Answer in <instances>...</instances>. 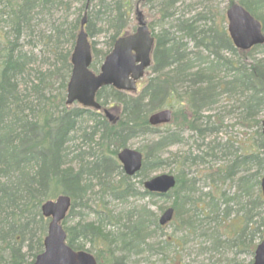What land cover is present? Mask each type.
Segmentation results:
<instances>
[{
	"label": "trees",
	"instance_id": "obj_1",
	"mask_svg": "<svg viewBox=\"0 0 264 264\" xmlns=\"http://www.w3.org/2000/svg\"><path fill=\"white\" fill-rule=\"evenodd\" d=\"M152 1L0 0V264H33L42 252L48 220L41 214L40 207L46 200L61 194L69 195L72 198L69 218L77 206H87L89 199L86 197L95 186L102 189L103 196L110 195L118 201L137 195L152 198L171 194L141 191L114 158L117 151L134 137L159 130L149 125L150 113L170 106L174 109V126L196 128L188 118V112L200 120L203 110H210L221 93H228L243 97L241 101L238 99L242 119L259 126L257 116L264 108V63L257 60L249 66L242 62V58L250 57L258 47L245 52L235 48L221 24L224 18L219 20L220 13L212 8L207 13L201 11L187 18H178L175 26H167V21L174 16L176 4L182 0L162 2L158 31L155 32L154 23L149 24L156 39L150 68L153 76L148 77L141 90L134 95L113 87L98 92L97 98L103 105L112 102L119 112L115 124L102 113L65 105L71 74L70 56L83 13L87 11L86 28L90 37L98 33L96 24L99 20L110 32L107 52L102 53L97 49V43L92 42L91 68L96 70L115 40L129 27L135 28L134 18L136 23L145 18L141 5ZM262 1L239 0L238 3L259 19L264 28ZM74 4L79 5L77 15L68 22L65 30L63 24L53 22L50 34L41 32L42 39H46L47 51L52 54L49 58L52 62L46 68L36 66V55L25 50L21 40L36 31L35 26L42 22L41 19L39 23L33 22L35 18L40 15L51 17L59 9L69 11ZM208 20L212 24L207 27L203 22ZM3 22L8 23L9 29L4 30ZM66 45L70 48H65ZM188 45L196 48V52H192L195 56L207 53L208 61L204 66H195ZM228 71H232L231 79L224 76ZM179 114L182 122H177ZM74 138L80 139L87 148L82 151L80 148L76 155L70 151ZM177 140L175 134L168 133L160 135L146 150L144 148V163L137 176L148 178V171L153 166L149 159ZM249 140L251 142L241 146L239 152L232 154L220 172L224 179H232L238 186L236 195L230 197L232 200L245 196L250 199L253 190L259 187L264 170V135L259 131L256 139ZM71 153L75 159L68 158ZM113 168L120 170V177L110 181ZM94 179L97 182L92 184ZM139 184L142 185V180ZM185 185L186 180L177 177V185L172 191L178 194L173 203L177 211L187 200L179 194ZM209 202L205 204L196 200V208L201 212L221 213L216 210L217 197L211 196ZM262 204L264 198L258 194L248 207L241 204L243 213H246L244 216L242 213L240 220L233 218L228 225L221 226L228 237L239 235L240 244H245L244 240L249 238L252 254L257 244L252 238L259 231V227L252 226L256 223L253 218L260 214L264 221V214L254 215L253 210L257 212ZM160 210H163L162 206ZM230 210L227 206L226 218L231 214ZM143 212L136 217L128 213L124 223L119 217L115 219L112 211L106 213L103 209L96 211L94 220H82L70 226L66 220L68 243L75 250L86 249V244L90 243L96 250L99 264L100 254L104 251L108 255V264H125L124 256L115 259L116 249L122 253L138 251L151 236L150 225L154 226V231L163 230L157 215ZM107 226L117 228V231L107 230ZM116 244L120 247L116 248Z\"/></svg>",
	"mask_w": 264,
	"mask_h": 264
},
{
	"label": "rangeland",
	"instance_id": "obj_2",
	"mask_svg": "<svg viewBox=\"0 0 264 264\" xmlns=\"http://www.w3.org/2000/svg\"><path fill=\"white\" fill-rule=\"evenodd\" d=\"M164 0H154L147 5L142 4L141 10L144 13L146 21L154 23L155 32L159 29V17H161L162 2ZM231 0H182L176 4V10L173 12L174 16L167 21L166 24L169 27L175 26L176 20L182 17H189L190 15L197 14L198 12L207 13L208 10L216 9L224 18L221 24L227 27V19L225 16L226 9L228 8ZM238 2L239 0H232ZM262 1V0H261ZM264 2V0L262 1ZM79 5L74 4L69 11L65 9H59L55 11L51 17H45L40 15L35 18L33 22L39 23V19L42 20L40 25L35 26V30L32 34H26L21 40V44L24 45V49L33 52L36 55V66L40 65L43 68L48 66V63L52 62V54L47 51L46 39L41 37V32L50 34L52 23L56 22L57 25L63 24L64 30L68 27V22L75 18L78 12ZM264 11V8L262 9ZM262 11V12H263ZM0 15L1 9H0ZM208 15V14H207ZM212 16V15H211ZM2 17V16H0ZM207 27L212 24L211 20L203 22ZM10 24V23H9ZM133 24V21H132ZM134 25L136 20L134 18ZM4 30L9 29L8 23H2ZM8 27V28H7ZM96 30L94 37H89L90 42H96L97 49L102 53L107 52V41L110 32L107 31V26H104L103 22L99 20L96 24ZM127 32H133V27H129ZM77 33V32H76ZM65 48H70L66 45ZM73 48V46H72ZM188 52H191L194 57V63L204 66V63L208 61L205 52L202 56H195L192 54L196 52V48L192 45H188ZM250 57L242 58V62L245 64L253 65L257 63V60H261L264 63V45L258 47L252 51ZM228 57L232 54H226ZM100 66V65H99ZM197 69V68H196ZM99 70V69H98ZM153 74L148 71L147 75L138 82L139 90ZM223 75V71L221 76ZM226 79H231L232 71H228L224 74ZM240 101L243 99L239 95H231L228 93H221L215 100V104L210 108L201 112L203 118L196 120L194 116L188 112V118L195 123L196 128L188 125L184 127H176L174 125H168L160 127L159 130L152 134H139L134 137L128 143L129 147L144 151L152 144L154 140L160 135H168L173 133L177 136L178 140L173 144L165 147L154 157L149 159V163L153 164L152 168L148 171L149 177H154L160 174H173L176 177L186 180L185 187L179 190L181 197H187L185 203L181 206L179 211H175V216L172 222L164 227L163 230L154 231V226L150 225L149 233L150 238L146 244L140 247L138 251L131 253H122L116 249V257H125V264H250L253 260V255L249 250L250 239L246 238L245 244H240L239 235H233L228 237L226 232L221 228L224 225H228L229 220L236 218L241 219L242 205L248 207L250 201L252 202L256 195L261 194L260 187L255 188L251 195L248 197L232 200L230 197H234L238 191V186L234 180L226 178L224 179L222 172L224 166L233 157L232 154L239 152L240 147L244 144L251 142L249 139H256L258 132H261V125L256 126L253 123L246 122L242 119V109H240ZM78 105H72V107ZM108 106H113L112 102H109ZM107 106V107H108ZM118 111H116L117 113ZM119 114V112H118ZM210 117L207 119V117ZM257 119L264 120V108L259 111ZM181 114L177 115V122H182ZM207 120L209 121L207 123ZM206 125H209L208 127ZM213 128V129H212ZM202 129V130H201ZM210 130H212L210 132ZM79 136V135H78ZM70 151L76 153L81 148V151L87 149L83 146L81 140L74 138L71 143ZM74 154L69 155V159L73 158ZM115 158V157H114ZM75 159V158H73ZM116 159V158H115ZM74 166L77 167L74 160ZM264 176V170L262 172ZM120 177V170L113 168L109 180H118ZM142 177H133L132 181L135 182L138 188L143 191V185L139 184ZM97 180H92V184ZM177 193L172 192L166 197H146L139 196L129 198L126 201L114 200L110 195L103 196L102 189L99 187H93L90 195L87 196L89 200L87 206H77L72 215L67 219V226L74 225L78 221L82 220H94L96 217V211L103 209L104 212H110L115 215V219L118 217L121 219V223L126 221L128 213H132L133 217L144 214L143 211L148 214L153 213L159 218L161 214L160 207H171L177 198ZM211 196L217 197L218 207L216 210H221V213H215L196 208V200H201L205 204L210 203ZM189 197V198H188ZM228 202H225V200ZM230 200V201H229ZM85 203V201H83ZM199 204V202H198ZM231 208V214L229 216L224 215L225 209ZM249 209V208H248ZM248 211V210H247ZM256 213L264 214V205L262 204ZM246 213V212H245ZM243 213V216L245 215ZM253 218L256 222L252 226L259 227V231L254 233L252 238L253 243H258L262 240L264 235V221L259 217ZM224 220L222 221L221 220ZM190 222H195L193 225H189ZM236 223H238L236 221ZM117 231V228L107 226V230ZM238 244V245H237ZM120 247L116 244V248ZM86 249L91 250L93 254H96V250L90 243L86 244ZM108 255L106 251L104 254H100L101 264H108Z\"/></svg>",
	"mask_w": 264,
	"mask_h": 264
},
{
	"label": "water",
	"instance_id": "obj_3",
	"mask_svg": "<svg viewBox=\"0 0 264 264\" xmlns=\"http://www.w3.org/2000/svg\"><path fill=\"white\" fill-rule=\"evenodd\" d=\"M228 32L234 45L242 50L264 42L262 25L247 9L239 4L231 5L227 11ZM140 25L134 33L123 35L116 39L112 51L105 57L100 72L95 74L90 70L92 63L91 44L85 30L87 14L80 22L73 53L71 55L72 71L67 84L66 104L78 101L85 107L101 109L96 101V93L104 86H113L118 90L135 92L137 81L144 77L145 71L151 65V52L155 43L146 22L141 18ZM105 114L112 122L115 115L105 109ZM172 119L171 109L157 111L149 117L153 126L169 123ZM264 133V121H262ZM118 159L124 172L133 176L142 167V153L136 149L124 148L118 153ZM176 179L170 174H161L144 182L148 191L164 194L174 188ZM264 194V178L261 180ZM71 206V198L60 195L55 200H48L41 206L44 217L49 218L48 231L44 239V250L39 254L34 264H98L96 258L88 251H76L67 244V233L62 222L65 220ZM173 208H168L160 217V224L168 223L173 217ZM252 264H264V239L255 250Z\"/></svg>",
	"mask_w": 264,
	"mask_h": 264
}]
</instances>
